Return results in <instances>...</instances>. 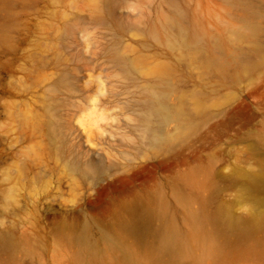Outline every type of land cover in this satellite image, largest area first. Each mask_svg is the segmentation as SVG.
I'll return each instance as SVG.
<instances>
[{"label":"rangeland","instance_id":"1","mask_svg":"<svg viewBox=\"0 0 264 264\" xmlns=\"http://www.w3.org/2000/svg\"><path fill=\"white\" fill-rule=\"evenodd\" d=\"M173 4L229 53L251 46L232 38L224 0H0V264H119L103 232L147 257L163 213L189 245L185 264H198L189 213L200 208L219 248L204 264H264V50L249 70L219 71L168 49L150 31ZM158 65L173 84L168 102L183 99L195 124L154 148L141 110Z\"/></svg>","mask_w":264,"mask_h":264},{"label":"bare ground","instance_id":"2","mask_svg":"<svg viewBox=\"0 0 264 264\" xmlns=\"http://www.w3.org/2000/svg\"><path fill=\"white\" fill-rule=\"evenodd\" d=\"M105 1L107 3L110 2V0ZM224 1L234 8L235 18L238 21L237 26H230L229 32L232 38L234 40L251 38V46L246 50L237 49L229 53L227 49V39L221 34L204 31L193 21L187 24L185 22V12L175 4L172 5L171 13L163 19V26L161 27L164 29L160 30L155 27L150 31V34L154 38V41L157 40L162 42L168 49H175L180 52H192L194 55L198 56V58L206 61L207 64L217 68L219 71H223L228 63L235 64L236 68L241 67L242 70H249L258 63V59H256L255 56L264 50V40L258 41L256 39L258 33L262 31L257 19L264 18V0H262L263 6L246 3L245 0ZM163 30H165V33ZM130 62V64H134L132 61ZM142 62L143 60L141 64ZM159 65L150 68V73L156 77V86L153 91H150L145 96L141 110V119L144 121L143 131L150 134L151 145H149L154 148H161L164 145L168 146L175 138L192 129L193 124H195L194 122L192 124L190 121L189 109L187 110L186 105L182 101L183 99L180 98L174 103L168 102V94L171 92L173 84L170 80L168 68ZM53 110L54 106L51 105L50 111ZM170 121L175 123V129L172 133L166 134L162 133L160 131L161 129L159 130L158 127L152 123H167ZM145 138L146 136L143 139ZM152 147L151 149H153ZM72 168L81 173L93 172L89 167L81 169L77 165H72ZM163 206L165 205L162 204L161 208H163ZM131 210L138 215V217L145 212L143 205L139 202H134L131 205ZM161 213L163 212L161 211ZM163 215L164 227L161 239L158 242L155 252L147 257H142L133 252V250L124 243L120 235L103 232V236L109 245L117 250V263H153L159 260L160 256L163 255L167 256V262L173 264H185V260H189L188 243L181 239L177 227L169 221L170 219H168L167 214L163 213ZM189 217L195 228L194 235L198 240V246L201 248L200 255L194 257V259L198 264H204L206 259H213L219 253V248L205 236L202 229V222L207 217L206 212L200 208L191 211ZM88 256L91 263L95 261L94 253L90 252Z\"/></svg>","mask_w":264,"mask_h":264}]
</instances>
